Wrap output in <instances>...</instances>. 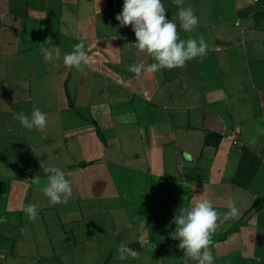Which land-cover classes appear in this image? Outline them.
<instances>
[{
    "label": "crops",
    "instance_id": "0c3cea01",
    "mask_svg": "<svg viewBox=\"0 0 264 264\" xmlns=\"http://www.w3.org/2000/svg\"><path fill=\"white\" fill-rule=\"evenodd\" d=\"M123 3L0 0V264H185L170 233L194 199L221 217L229 200L239 210L212 237L214 264H264V208L253 209L264 196V0H184L199 17L192 32L162 0L180 39L202 36L208 51L139 76L128 67L155 61L115 19ZM49 36L62 55L83 38L90 65L46 62ZM34 107L43 131L13 117ZM244 148L259 160L253 174ZM50 166L72 183L67 203L41 191ZM121 242L140 259H116Z\"/></svg>",
    "mask_w": 264,
    "mask_h": 264
},
{
    "label": "clouds",
    "instance_id": "9594fccd",
    "mask_svg": "<svg viewBox=\"0 0 264 264\" xmlns=\"http://www.w3.org/2000/svg\"><path fill=\"white\" fill-rule=\"evenodd\" d=\"M178 7L179 27L185 32H192L199 25V17L191 5L184 6V0H173ZM115 19L121 26H131L135 37V47L147 53L153 63L140 62L128 67V71L137 76L142 73L155 74L163 69L183 68L186 62L207 54L208 44L201 36L199 40L180 39L177 23L167 17L162 0H124L122 12ZM42 47L46 62H59L77 71H84L90 65L91 58L86 53L84 39L73 46L70 53L61 54L59 46H55L49 36ZM23 128L43 131L47 125V114L34 107L31 116L23 111L13 114ZM47 174L46 185L41 189L52 204L67 203L74 195L72 183L66 179L64 171L55 166L44 168ZM33 184H40L39 175L32 178ZM228 211L221 214L208 199H194L193 205L180 209L174 217L175 231L170 233L173 240H179L178 248L184 251L185 264L188 260L198 264H214L212 237L220 224L232 218H238L239 210L234 200H229ZM29 221H35L39 215V205L27 204L21 209ZM128 258L140 259V253L129 248L124 242L117 248L116 259L125 261Z\"/></svg>",
    "mask_w": 264,
    "mask_h": 264
},
{
    "label": "trees",
    "instance_id": "16d2710c",
    "mask_svg": "<svg viewBox=\"0 0 264 264\" xmlns=\"http://www.w3.org/2000/svg\"><path fill=\"white\" fill-rule=\"evenodd\" d=\"M210 135H211V133L208 134L207 142H209ZM246 161L251 164V174H253L256 171L257 167H258L259 160L248 148H244V156H243V159H242V165L241 166H243V164ZM239 174H241V167H240V170H239ZM263 208H264V196H261L260 198H258L255 201L253 209L254 210H261Z\"/></svg>",
    "mask_w": 264,
    "mask_h": 264
}]
</instances>
